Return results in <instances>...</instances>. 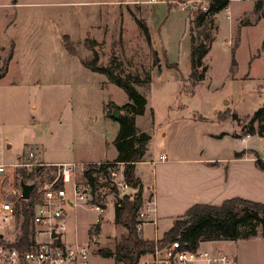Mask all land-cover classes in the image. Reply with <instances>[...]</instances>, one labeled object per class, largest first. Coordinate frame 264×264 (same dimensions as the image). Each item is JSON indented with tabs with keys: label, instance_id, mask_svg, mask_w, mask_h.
I'll return each mask as SVG.
<instances>
[{
	"label": "rangeland",
	"instance_id": "374dc122",
	"mask_svg": "<svg viewBox=\"0 0 264 264\" xmlns=\"http://www.w3.org/2000/svg\"><path fill=\"white\" fill-rule=\"evenodd\" d=\"M105 1L106 5L99 9L75 4L47 9L52 14L58 9L59 19L57 25H51L45 46L39 50L38 56L51 62L57 76L51 83H41L39 88H33L31 83L21 84V91L28 93L29 103L22 97L20 101L0 98V116L5 108L17 110L20 107L21 110L33 111L35 135L29 132L31 127L25 128V132L28 136L33 134L32 139L40 144L32 148L38 151L44 149L48 156H63L74 161L110 159L116 152L112 142L118 132V122L112 116L116 109H112L110 104L120 106L128 98L120 87L108 82L103 75L82 67L80 60L92 58L87 49L88 39L96 44L99 64L105 65L114 57L115 70L121 75H136L141 80L145 75L149 76L147 82L141 81V84L135 85V89L145 98L143 112L137 115L135 121L140 129L138 131L149 135L144 152L159 149L162 144H169L178 152L189 134L196 139L197 153H201V147L207 151L211 148L215 150L212 146L208 149L203 142L201 144L200 133L203 130L227 131L233 126L231 119H224L218 125L197 123L194 129H189L185 127L190 124L186 118L193 113L208 117L212 110H233L238 117H244L264 102V51L261 50L264 16L259 17L257 13L259 19L251 25L239 27L253 20L251 15L240 17L239 25L234 23L239 9L244 14L250 13L251 1H232L228 9L230 18L225 9L212 17L214 31L210 32L213 40L202 62L206 70L195 85L188 80L187 38L184 33L186 27L188 31L192 9L180 10L173 3L182 0H173L167 5L165 0L150 5L135 0ZM259 7L264 15V0H261ZM142 27H145L146 35ZM57 32L67 34L74 49L73 55L64 52L57 40ZM162 44L169 48L173 57L174 54L178 56V67L165 65ZM231 52L235 62L232 68ZM42 63L37 60L34 64L39 66ZM6 82V79L0 81V93L10 92ZM29 105L35 106L31 108ZM6 116H9L8 112ZM173 118L174 121L170 123ZM180 125L185 126L178 131ZM1 131L0 128V134ZM7 136L12 151L18 145L19 136L16 131L7 132ZM6 138L0 135V147ZM185 143L188 144L187 141ZM250 145L258 151L260 142L255 138ZM229 146L228 141H224L218 149ZM85 166H77V170L82 171ZM121 169L120 164L114 169L117 179L122 178ZM116 191L119 195L129 192L126 189ZM98 192L103 203L114 201V194L107 188ZM80 204L66 209L62 232V239L66 243L84 241L87 221L98 214L87 204ZM110 216L108 208L101 214L98 242L94 244L93 252L89 253V264H114L111 257L96 253L97 248H112L115 240L125 232L123 227L112 223ZM151 221L143 225L144 237L160 236L172 224H168L167 220ZM18 226L17 218L9 224H0V232L9 244L18 237ZM205 247L206 243L200 244V249ZM229 250L236 258L235 264H264V238L260 235L225 245L224 251L227 253Z\"/></svg>",
	"mask_w": 264,
	"mask_h": 264
},
{
	"label": "crops",
	"instance_id": "0c3cea01",
	"mask_svg": "<svg viewBox=\"0 0 264 264\" xmlns=\"http://www.w3.org/2000/svg\"><path fill=\"white\" fill-rule=\"evenodd\" d=\"M172 1L173 0H165L164 3L167 5V3ZM232 1L238 2L241 0L228 1L227 6L224 8L227 13L228 9L231 7L230 4ZM249 1L252 2L251 11H249L250 13L244 14V12L241 11L242 9H239L237 12L239 15L234 18V23H238L239 25L240 17L245 15L253 16V20L248 21V23L244 25H239V27L254 24L260 16H264L260 13L261 10H253V2L256 0ZM66 4H75L76 6H85L90 8L97 7V9H99L100 6L104 7V5H106V1L0 0V81L6 79L7 88L10 90L8 93H0V98L3 97V99H9V101L18 99L20 101L22 97L26 102H28V93H23L21 91V84L31 83L32 87L34 86L33 88L36 86L39 88L41 83H51L54 81V78L57 76V71L54 69L51 62H47L39 57L38 52L45 46V39H47L46 34L49 32V29L52 28L51 25H57V21L59 19L58 9H56L57 12L54 14L47 11V9L53 7L57 8ZM143 4L150 5L151 3ZM257 13L259 14V17L257 16ZM214 15H216V13ZM228 17L230 18V12L228 13ZM184 33H186L185 35L187 38L186 56L189 59L187 27ZM64 36L68 38L67 34L57 32V40L59 41L60 46L62 45L63 49L64 46L62 38ZM166 45L167 44H165V46ZM162 47L165 65L167 62L171 65H166L168 67H178V56L174 54L173 57L172 53H169L168 51L169 48H165L163 44ZM65 51L66 50L64 49V52ZM65 53H67V51ZM203 59L202 62L204 61ZM37 60H41L44 63L37 66L34 64ZM261 105H264V102ZM34 106L35 105H29L31 108ZM254 110L244 117H238L233 110H224L223 112L220 110H212V114L208 117H203L198 113H193L190 117L186 118L190 120V124L186 126L180 125L178 131H181L184 126L189 127V129H194L196 125H198L197 123L205 125L207 123L218 125L224 119H231L233 126L227 131L218 129L215 131L203 130L200 133L199 140L201 141L202 139L201 144L203 142L208 149L212 146L215 150H211V148L207 151L201 147V153H197V146L195 145L196 139L189 134V136L183 140L184 142L182 145L178 148V152L174 151L169 144H162L159 149H155L153 151L149 150L148 152L145 151L143 153L141 160L134 163L133 173L140 181L141 200L150 198L153 201V210L148 214L149 220H153V223H157V221L161 220H167L168 224H171L174 219L182 216L184 212L194 204L218 206L224 200L230 198H242L264 204V170L257 168L255 165V159H261L259 149L262 145H264V137L242 134L243 127L248 121L249 115ZM7 112L9 115L8 117L6 116ZM232 112L236 114L237 119L231 118ZM136 118L137 116L134 117V124L136 129L140 130L136 126ZM172 121H174V118L171 119L170 123H172ZM35 125L36 119L33 111L31 110H21L20 107L17 110H7L6 108L3 110V113L0 116V128L2 129L0 135L6 138L5 136H7V132L13 133L16 131L17 137L19 136V141L17 147L11 151V144L8 136L4 139V145L0 147V164H12L19 161H25L27 159L28 152H32L33 158L39 163H73L78 167L86 164L112 162L116 157V152L110 159L103 158L88 161H74L72 159H66L63 156H48L44 153V149L41 151L34 149L40 144L37 140L32 139L35 135ZM27 127H31L29 132H33L34 135L31 133L30 136L26 135L25 128ZM234 134H237L238 137H234ZM255 138L260 142L258 151L253 150L250 145L251 141ZM185 141H187L188 144H186ZM224 141H228L230 145L229 148L221 147V149H218ZM160 149H164V160L158 159ZM40 169L41 168H36L34 170L35 178L37 180L40 179L38 174H40L39 176H42L43 180L52 178L55 175L54 169L48 171V173L40 172ZM78 175L79 173L77 174V177ZM2 178L3 177L0 174V194L4 187V184H2ZM126 191L129 192H126L125 194H132L135 190L126 187ZM31 192L32 189L29 193ZM2 197L4 199L6 198L5 196H1L0 198ZM87 205L89 207V203H87ZM107 208L110 211V218L113 223V201L104 203L102 213L106 211ZM101 214L99 216L100 222H97L98 233L101 229ZM95 219L96 218L87 221L84 227L86 235L90 232V228L94 225ZM168 224L167 226H169ZM143 225L139 232L140 237L143 240L148 241H156L169 228L167 227V229L164 230L160 236L154 234L152 238H149L143 236ZM234 241L236 240L199 242L196 249L212 253L216 251H221L225 254L228 253L229 255L227 254V256L232 260V264H235L236 258L232 255L230 250L227 253L224 251L225 245L229 243L232 244ZM63 242L65 241L63 240ZM74 242L65 243L72 244ZM201 243H206L207 247L200 249ZM143 257H140V259ZM137 264H139V262Z\"/></svg>",
	"mask_w": 264,
	"mask_h": 264
},
{
	"label": "trees",
	"instance_id": "16d2710c",
	"mask_svg": "<svg viewBox=\"0 0 264 264\" xmlns=\"http://www.w3.org/2000/svg\"><path fill=\"white\" fill-rule=\"evenodd\" d=\"M261 0H256L254 11L260 9ZM228 0H211L206 11L194 9L189 14L188 41H189V74L188 80L195 85L206 70L202 59L209 50L213 40L211 30L214 31L212 17L218 11L227 6ZM143 28L144 35L146 29ZM64 49L69 54H74V49L66 36L62 38ZM87 49L92 58L80 60V64L91 72L101 74L105 79L120 87L126 94L128 101L120 106L110 104L112 109L119 111L116 119L118 132L113 140L116 157L112 162L99 164H86L78 175V180L85 181L90 187L93 201L99 203L103 208L102 196L98 191L107 188L109 172L116 169V165H122L121 174L123 182L130 189L135 190L132 194H118L115 188H107L114 194L113 201V223L124 228V234L120 235L112 248H97L96 253L111 257L114 264H137L141 255L152 250L154 243L164 245L176 240L182 249L195 250L199 242L216 240L246 239L256 235L264 238V204L242 198H230L224 200L220 205L194 204L190 206L182 216L174 219L171 226L156 241L143 240L140 233L136 231V211L141 205L140 181L133 173V165L141 160L149 135L138 131L134 124V117L143 112L145 98L135 89V85L141 81L147 82L149 76L141 80L136 75H121L114 64V57L109 59L105 65L98 63L96 44L92 39L86 41ZM264 50V39L261 43ZM230 67L234 66L231 52ZM166 65L171 66L166 62ZM110 115V113L108 114ZM231 118L237 119L234 112ZM243 135H256L264 137V105L256 108L248 118L243 127ZM234 137H238L234 134ZM257 168L264 170V160L255 159ZM51 167L41 168L40 172L52 170ZM39 172V173H40ZM42 180V176H39ZM33 192H31V195ZM34 198L29 200H17L15 206V218L19 220V234L17 242L12 245L21 246L27 242V225L30 216L29 207ZM94 230L98 232V223H94Z\"/></svg>",
	"mask_w": 264,
	"mask_h": 264
},
{
	"label": "built area",
	"instance_id": "2783aa9c",
	"mask_svg": "<svg viewBox=\"0 0 264 264\" xmlns=\"http://www.w3.org/2000/svg\"><path fill=\"white\" fill-rule=\"evenodd\" d=\"M156 1L158 0H136L140 3ZM210 1L172 2L180 10L206 11ZM259 151L260 158L264 160V145ZM158 159H165L164 149L159 150ZM45 167L53 168L55 175L49 179L37 180L34 170ZM80 172L77 170V165L73 163H39L33 158L32 152L27 153L25 161L0 164V174L3 177L2 184H4L0 195L6 197L5 199L0 198V224H9L14 220L16 214L14 204L17 200L34 198L29 207L27 242L15 247L12 244L17 242V238L9 244L2 231L0 232V264H89V253L93 251L94 244L98 242V232L94 230V226L90 228L83 242L66 244L62 240L67 208L75 207L80 203H89L90 209L98 212L95 223L99 221V216L103 211L101 205L93 201L89 185L77 179V174ZM19 180L33 184V194L29 193L26 199L21 198ZM106 185L107 188H116L119 191L127 187L121 177L116 178L114 169L110 170ZM152 210L153 201L150 198L141 200V205L136 211L135 229L137 232H140L143 223L149 220L148 214ZM140 257L143 258L140 259ZM140 257L141 264H232L227 254L221 251L212 253L198 249L186 250L182 249L176 240L164 245L154 243L152 250ZM139 259L138 262H140Z\"/></svg>",
	"mask_w": 264,
	"mask_h": 264
},
{
	"label": "water",
	"instance_id": "95a60500",
	"mask_svg": "<svg viewBox=\"0 0 264 264\" xmlns=\"http://www.w3.org/2000/svg\"><path fill=\"white\" fill-rule=\"evenodd\" d=\"M112 116L114 118H117L118 117V112L116 110H114L113 113H112ZM18 185L20 187L21 198L22 199H26L28 197V195H29L30 190L33 187V184L32 183H25L22 180H19L18 181Z\"/></svg>",
	"mask_w": 264,
	"mask_h": 264
}]
</instances>
